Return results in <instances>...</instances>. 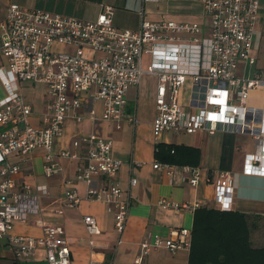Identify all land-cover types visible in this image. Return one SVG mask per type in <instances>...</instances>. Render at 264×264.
<instances>
[{
  "label": "built area",
  "instance_id": "2783aa9c",
  "mask_svg": "<svg viewBox=\"0 0 264 264\" xmlns=\"http://www.w3.org/2000/svg\"><path fill=\"white\" fill-rule=\"evenodd\" d=\"M166 1L169 0H141L152 5ZM180 1L198 5L207 24L149 22L141 17L138 29L132 32L112 26L110 6H103L94 20L83 21L7 5L0 23V242L5 244L13 264L32 259L37 248L43 250L44 264H70L69 246L61 227L39 221L38 236L11 233L14 222H24L27 212H36L29 187L22 185L18 190L13 181L36 150L41 152V174L47 179L59 172L55 159L76 162L75 179L86 186V199L104 203L112 217L113 230L118 236L122 234L131 199L128 191L117 186L121 162L111 157V142L93 134L79 136L72 140L69 149L56 155L52 153V143L61 137L65 119L76 123L82 120L84 99L100 104V122L112 123L116 129L122 120L134 124L133 114L126 113L127 93L138 86L143 75L156 79L153 144L162 134L212 135L220 131L246 136L256 151L244 156L243 173L256 172L264 177V66L254 71L253 46L259 2ZM143 55L149 56L145 69L140 65ZM186 82L189 88L186 102L182 103L180 93ZM20 83L44 87L47 99L38 126L30 124L32 110L20 93ZM87 119L92 125L97 122L92 109L87 112ZM14 156L18 161L9 163L8 159ZM151 169L166 176L172 170L158 162ZM182 173V180L194 188L198 170L182 167ZM233 178L229 172L216 174L209 207L201 202L177 203L165 198L158 199L155 205L174 213H193L201 208L229 212ZM93 182L97 186L92 187ZM63 185L69 186L70 182ZM134 185L135 179L129 178V188ZM36 190L47 194L44 187ZM61 199L68 208L79 201L68 187ZM82 223L87 235H98L91 217H84ZM189 245L190 230L185 228L164 239L143 238L131 264H148L145 259L150 252L173 255L188 250Z\"/></svg>",
  "mask_w": 264,
  "mask_h": 264
},
{
  "label": "crops",
  "instance_id": "0c3cea01",
  "mask_svg": "<svg viewBox=\"0 0 264 264\" xmlns=\"http://www.w3.org/2000/svg\"><path fill=\"white\" fill-rule=\"evenodd\" d=\"M259 9L254 28L253 46L256 64L254 71L264 66V0H258ZM15 4L26 9L40 10L51 14L72 17L83 21H92L100 13L103 6L113 9L112 26L117 30L136 31L141 17L145 21H172L176 23H197L206 25L207 20L202 16L196 4L180 0H169L165 10L151 11L146 8L141 0H0V23L4 19L7 5ZM159 5V4H158ZM157 6V5H153ZM142 13V14H141ZM149 64V56L141 57V68ZM241 68H239V71ZM151 79L148 89L139 90L140 80ZM138 86L130 88L128 97L134 100L133 109L127 104L126 113H132L134 124L125 120L119 123L116 129L112 123L99 121L101 107L98 102L84 99L80 113L82 120L78 123L70 118L65 119L62 134L52 143V153L56 155L62 149H69L73 139L79 136L93 134L111 142V157L121 162L117 172L116 183L121 191L129 193L131 206L126 220L125 229L118 236L112 227V217L106 212L105 204L86 199V186L75 179L77 163L73 161L55 159L59 168L57 175L44 178L41 174V152L33 151L19 174L13 177L16 189L26 185L30 189V196L35 198V213L27 212L24 222H14L11 233L16 236H38L37 222L48 223L63 229L65 239L69 246L70 264H131L137 255L138 244L143 238L158 236L167 238L171 232L185 228L190 230L192 214L181 211L161 210L155 203L160 198H165L177 203L201 202L209 207L214 196L216 174L229 172L234 175L231 212L243 214L250 225L256 227L259 222H264V177L256 172L251 175L243 173L244 156L256 151L253 141L246 136L217 131L212 135L201 132L193 135L162 134L157 143L173 144L177 146L196 149L198 152L197 163L189 165H169L171 175L151 169L156 162L153 159V139L151 123L154 118V96L156 79L143 75ZM20 93L32 110L30 124L38 126L44 114L45 100L44 87L41 84L20 83ZM188 82L180 93V102H186ZM3 93L0 87V99ZM141 97L149 99L150 107L148 116L139 110L137 105L142 102ZM254 98L255 96L252 95ZM93 110L97 122L91 124L87 119V112ZM143 110V107L141 108ZM14 156L8 162L14 164L18 161ZM139 163V167L132 166ZM168 165V164H166ZM182 167L196 168L198 170L197 185L189 187L182 179ZM129 178L135 179L133 187L128 186ZM70 182L64 187L63 182ZM97 186L96 182L92 187ZM37 187H44L47 194L41 195ZM73 190L79 201L73 208H68L62 201V194L66 188ZM60 212V214L58 213ZM91 217L98 229V235L89 236L85 232L82 219ZM118 239L120 242L117 243ZM90 243V244H89ZM251 243V242H250ZM258 248L261 245H254ZM188 250L176 251L169 255L165 251L150 252L145 261L148 264H187ZM43 250L37 248L32 259L20 261V264H44ZM0 263L13 264L8 250L0 242Z\"/></svg>",
  "mask_w": 264,
  "mask_h": 264
},
{
  "label": "trees",
  "instance_id": "16d2710c",
  "mask_svg": "<svg viewBox=\"0 0 264 264\" xmlns=\"http://www.w3.org/2000/svg\"><path fill=\"white\" fill-rule=\"evenodd\" d=\"M197 158V150L189 147L153 146V159L161 164L194 166ZM249 231L241 213L197 209L192 214L187 264H264V246L252 247Z\"/></svg>",
  "mask_w": 264,
  "mask_h": 264
},
{
  "label": "rangeland",
  "instance_id": "374dc122",
  "mask_svg": "<svg viewBox=\"0 0 264 264\" xmlns=\"http://www.w3.org/2000/svg\"><path fill=\"white\" fill-rule=\"evenodd\" d=\"M145 7L148 8L149 10H151V11L155 10L156 7L158 8V10L161 9L162 11H164L165 10V7H166V4H159L157 6L146 5ZM54 50L60 51L61 49L60 48H57V47H54ZM151 85H152L151 84V79L146 78V77H143L140 80V85L138 86V89L139 90L148 89V88H150ZM128 99L129 100H128L127 104H128V106H129L130 109H133L134 100L132 98H129V97H128ZM142 99L143 98L141 97V100ZM142 107H143V110L141 109ZM149 107H150L149 99L145 97L142 100V102H140L137 105L136 111H137V113L139 112V110H140V112L143 111L144 112V115L145 116H148ZM249 239H250V242L252 244H254V245L264 246V222H259L258 224H256V227H254V228L251 227L250 228V231H249Z\"/></svg>",
  "mask_w": 264,
  "mask_h": 264
}]
</instances>
